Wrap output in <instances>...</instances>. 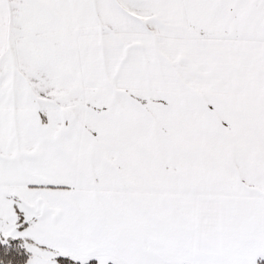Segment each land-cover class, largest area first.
Returning <instances> with one entry per match:
<instances>
[{
  "label": "snow or ice",
  "instance_id": "obj_1",
  "mask_svg": "<svg viewBox=\"0 0 264 264\" xmlns=\"http://www.w3.org/2000/svg\"><path fill=\"white\" fill-rule=\"evenodd\" d=\"M0 264H264V0H0Z\"/></svg>",
  "mask_w": 264,
  "mask_h": 264
}]
</instances>
